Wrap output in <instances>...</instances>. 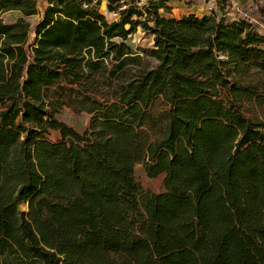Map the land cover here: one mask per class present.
Segmentation results:
<instances>
[{"label": "trees", "instance_id": "1", "mask_svg": "<svg viewBox=\"0 0 264 264\" xmlns=\"http://www.w3.org/2000/svg\"><path fill=\"white\" fill-rule=\"evenodd\" d=\"M101 3L0 0V264H264V0Z\"/></svg>", "mask_w": 264, "mask_h": 264}, {"label": "rangeland", "instance_id": "2", "mask_svg": "<svg viewBox=\"0 0 264 264\" xmlns=\"http://www.w3.org/2000/svg\"><path fill=\"white\" fill-rule=\"evenodd\" d=\"M107 1L102 0L101 11L106 14L109 20L116 19V13L109 12L107 9ZM245 0H170L173 6V14L180 16L189 12H194L198 15L209 14L212 11L218 12L222 15L226 12L227 17L235 18L236 13L241 9V4ZM46 4V2L44 1ZM17 11H10L3 14L5 20H16L19 17ZM38 16L30 17L29 20L35 21ZM264 32V22L259 18L254 19ZM130 42L134 45L150 46L153 43L152 36L146 34L141 27H139L131 36ZM60 116L65 121L74 125L78 130L83 131L89 124L90 115L86 112H76L70 107H64ZM57 132H54L55 136ZM137 180L141 183L143 188L147 191L158 192L163 189L164 174L157 177H149L142 164H138L135 168Z\"/></svg>", "mask_w": 264, "mask_h": 264}]
</instances>
